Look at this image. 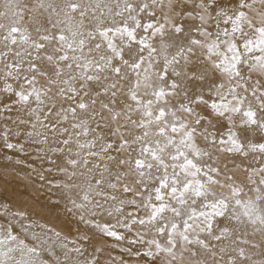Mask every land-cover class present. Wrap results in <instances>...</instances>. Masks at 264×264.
<instances>
[{"label": "snow or ice", "instance_id": "snow-or-ice-1", "mask_svg": "<svg viewBox=\"0 0 264 264\" xmlns=\"http://www.w3.org/2000/svg\"><path fill=\"white\" fill-rule=\"evenodd\" d=\"M0 264H264V0H0Z\"/></svg>", "mask_w": 264, "mask_h": 264}]
</instances>
